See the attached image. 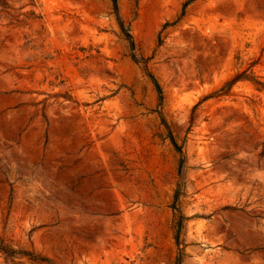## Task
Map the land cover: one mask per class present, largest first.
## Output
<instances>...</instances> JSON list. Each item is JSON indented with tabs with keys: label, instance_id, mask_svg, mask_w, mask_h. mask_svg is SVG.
<instances>
[{
	"label": "rangeland",
	"instance_id": "1",
	"mask_svg": "<svg viewBox=\"0 0 264 264\" xmlns=\"http://www.w3.org/2000/svg\"><path fill=\"white\" fill-rule=\"evenodd\" d=\"M2 246L264 264V0H0Z\"/></svg>",
	"mask_w": 264,
	"mask_h": 264
},
{
	"label": "trees",
	"instance_id": "2",
	"mask_svg": "<svg viewBox=\"0 0 264 264\" xmlns=\"http://www.w3.org/2000/svg\"><path fill=\"white\" fill-rule=\"evenodd\" d=\"M113 5H114L115 10H117V0H113ZM127 38L129 40L130 46L132 47L133 43H132V40H131V37H130L129 34H127ZM148 76H149V79L151 80V82L153 83L154 87L156 88V90H157V92L159 94V98L161 99L162 93H161V87H160L158 81L156 79H154V77H152L151 75H148ZM171 143L174 146V149L180 153L179 147H178V145L176 144L175 140L172 137H171ZM182 164H183V159L181 158L180 162H179V169L182 168ZM173 209H174V212L177 211L175 205L173 206ZM181 218H182V216H180L178 218V220L176 221L177 232H179V230L181 229V226H182ZM0 251H2L3 253H5V254H7L9 256H12L14 254V251H11L10 249H8L5 246L0 247ZM34 260H37V259H34ZM39 260H43V259H39Z\"/></svg>",
	"mask_w": 264,
	"mask_h": 264
}]
</instances>
